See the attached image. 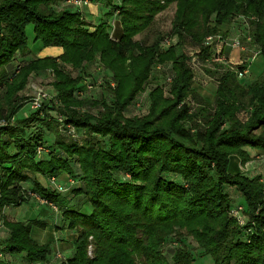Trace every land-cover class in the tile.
I'll use <instances>...</instances> for the list:
<instances>
[{"label":"trees","instance_id":"1","mask_svg":"<svg viewBox=\"0 0 264 264\" xmlns=\"http://www.w3.org/2000/svg\"><path fill=\"white\" fill-rule=\"evenodd\" d=\"M69 1L0 3V91H5L10 112L7 125L0 123V226L9 231L0 255H20L28 264L47 263L51 246L38 244L31 236L32 226L43 227L40 221L12 222L4 215L7 207L18 208L38 196L63 211L67 228L77 234L74 253L60 264H192L195 256L184 248L175 250L171 261L162 253L174 235L179 240L191 237L198 244V255L212 257L214 264H264V183L261 177L229 171L233 156L245 165L252 160L247 148L264 151V78L246 88L226 65H219L224 71L218 75L212 104L193 89L188 56L177 53L188 43L200 50L202 60L209 59L211 47L205 41L242 16L249 20L253 44L264 59V0H122L121 4L102 0L105 11L94 25L78 9L54 7ZM174 3L171 36L176 44L162 49L161 39L149 45L135 40ZM117 15L123 27L119 40L111 35ZM30 25L43 49L61 48L63 54L22 60L15 66L18 54L31 53L26 32ZM97 58L117 84L111 102L82 96L85 81L94 85L98 81L92 74L74 77L66 70L69 66L79 71ZM169 63L174 73L170 97L165 98L157 86L149 93L148 114L126 117L129 105L147 90L153 67ZM48 71L54 72L56 112L64 124L108 138L107 149L94 140L82 146L61 141L58 148L68 159L49 153L37 156L40 139L35 141L27 128L41 122L40 113L10 123L29 102L20 95L29 80ZM190 95L201 105L196 113L183 104ZM99 104L106 107L99 117L78 110ZM244 111L249 117L243 123L239 115ZM199 117L204 126L196 122ZM51 121L43 122L48 131ZM44 156L51 158L39 160ZM74 158L79 168L70 161ZM62 173L74 177L75 193L85 198L86 208L72 205L36 178ZM164 175L178 179L170 181ZM121 176H128L129 182ZM226 188L235 189L244 203L235 204ZM239 204L249 218L246 226L231 215ZM0 264L12 263L0 257Z\"/></svg>","mask_w":264,"mask_h":264},{"label":"rangeland","instance_id":"2","mask_svg":"<svg viewBox=\"0 0 264 264\" xmlns=\"http://www.w3.org/2000/svg\"><path fill=\"white\" fill-rule=\"evenodd\" d=\"M86 1H89L88 3H90V1L92 0H72L66 3H61L54 7L56 8V10H61L62 8L71 6V9L79 10V8L82 7V2ZM117 2L118 4H121L122 0H117ZM176 10V3L170 5L168 9L157 15L152 26L147 29L143 34L136 36L135 40L141 41L145 45H149L156 42L158 39H161L162 49H167L170 45L176 44L177 39L171 36L172 22L174 20ZM117 16L120 18L119 15ZM91 25L94 24L91 23ZM251 31L252 26L249 20L245 17L238 16L234 17L229 23L225 24L222 27L221 34L213 36L214 38L219 36L222 37L221 41L228 43L227 48H232L234 50L236 49L240 51V58L238 62L234 61L231 55L229 57V54L227 53V51H225V49L223 51V59L221 61H215L214 55H217L219 48L221 49L222 47L223 50V44H221L218 40L214 41V39L210 42H208L207 40L205 41V45L211 47V56L207 60H202L199 56L200 50L189 45L188 43L182 48H177L178 54L184 53L189 58L187 63L193 73V89L196 91L198 96H200V98L214 104L218 87V75L219 73L224 71L222 68L219 67V65H226V68H228L229 71H232L236 74V72L238 71L237 69L242 67L241 64L242 62H244L243 56L247 54V56H251L252 59L256 56L257 50H260V47L258 45L253 44ZM31 54L32 51L28 55ZM51 54L54 53L51 52ZM37 56L38 55H35L34 57L38 58ZM26 57L28 56L26 55L25 58ZM254 59L250 63V70L248 72V75L244 79H238L239 82L246 88H248L252 83L264 78L263 57ZM66 70L70 72L74 77H79L81 75L83 76L85 72L86 74H92V78H95L94 80L98 81V83H96L92 89L89 90L87 88L85 92H80V94H83L82 96L89 97V99L95 101L104 100L106 102H111V100L115 99V89L117 87V84L112 78V73L106 70L100 64L99 58H97L95 62L87 64L86 66H84L83 69L79 71H73V69L69 66H67ZM47 74L48 75L43 74L44 77H33L29 80V83L25 90L20 93V95L28 97L29 102L18 113V115H16V117L11 119L10 123L18 124L20 119H28L36 111L39 112L41 122H36L30 125V127L27 128V134H30L35 141L38 138L40 139L38 143L41 144L38 145L37 148L41 147V149H43L44 151L46 150L44 155L48 153L49 155L53 154V156L54 154H59V157L68 159V156L58 148V143L61 141L66 143L74 142L77 145L82 146L88 140H94L100 142L102 146L107 149L109 147L108 138L101 139L100 136H89L85 133L84 130L76 129L74 127H68L64 124V118L59 116L56 112V108L59 106V104L56 97V91L51 85V80H53V82L55 81L54 72L48 71ZM173 76L174 73L172 71L171 63L157 65L153 67L151 80L147 87V90L137 95L135 100L126 109L124 113L125 116L128 118H132L135 116L143 117L147 115L150 108L149 93L153 88L157 86L162 87L165 93V98L170 97V87ZM85 83L86 85L90 84L88 81H85L84 84ZM99 84L102 86H100ZM4 92V89L0 91V106L4 110V120L8 121L10 112L7 104L5 103V100L3 99ZM37 98L38 100H36ZM37 101H39L40 107L34 108V103ZM183 104H186L190 108V113H196L201 107V105L192 95L188 96ZM78 110L83 114L88 113L93 115L94 117H99L101 113L106 111V107L99 104L98 107H94L92 109L79 108ZM248 117L249 113L247 111H244L239 115V119L243 123L248 120ZM49 119H52L51 131H48L43 123L49 121ZM4 120H0V123ZM196 122L202 126H204L205 123V121L201 117L197 118ZM190 125L191 124H187V127H190ZM47 147L49 149H47ZM52 151L53 153H51ZM55 151L57 153H55ZM37 156H43V153L39 154L37 150ZM46 156L42 158L39 157V160L51 158V156ZM70 161L73 162L72 164H75L76 168H79L76 158L70 159ZM242 165L244 166V164ZM121 177L123 181L129 182L128 176ZM164 178L170 181H177L178 179V177L175 178L172 175H164ZM52 179L56 180V184L52 183ZM73 179L74 177H71L66 173H62L59 177L49 178L47 180V187H51L59 191V193L62 195V198L66 199L69 203L71 202L72 205H76L77 207L84 206V208H86L87 205H82L85 204V198L78 197L75 193V188H77L78 184ZM59 187H63L65 190L61 191L60 189H58ZM226 191L233 198L235 204L240 203V194L235 189L230 188L228 190V188H226ZM241 203H244V200L243 202L241 201ZM62 214L63 211L61 213L55 212L54 205H52L51 203H47L38 196H33L30 202L23 204L18 208L10 207V209L8 208L6 210L7 216L16 219V221H13L12 218H7L9 221L12 222L18 221L21 223L28 224L34 223L36 219H39L41 223L40 226L43 227H38L36 225L32 226L31 236L38 244H48L51 246L52 253L49 256L47 263L45 264H60V262L65 261L69 257H71L75 251V232H72L67 228L68 221L62 218ZM248 221V215H246L245 213L243 224H239L241 226H246ZM8 237L9 231L5 227L0 228L1 246L4 245V242L6 239H8ZM179 248H184L195 256V261L192 264H214L212 257L198 255V244L191 237H185L182 240H179L176 235L169 237L162 247V253L169 261H171L173 253ZM93 250L94 248L91 246L89 248L90 256L93 255ZM0 257L5 258L12 264H28L25 257L20 255L11 257L9 254H4V256L3 254H1Z\"/></svg>","mask_w":264,"mask_h":264},{"label":"crops","instance_id":"3","mask_svg":"<svg viewBox=\"0 0 264 264\" xmlns=\"http://www.w3.org/2000/svg\"><path fill=\"white\" fill-rule=\"evenodd\" d=\"M2 1L3 0H0V3ZM88 2L89 1L82 2V7L79 8V11H81L83 13V17L88 22H91L93 24H97V22L103 16L104 11H105L103 1L102 0H92V1H90V3H88ZM26 32H27V36H28L29 47H30V50L32 51V54L27 55L28 57H26V58L23 57L21 54H18L16 56V59L14 60V63H13L15 66L19 63L18 61H22V60L28 61L31 59H36V57H34L35 55H38L37 56L38 58H44V57H48V56L49 57H59L63 54V49H61V48L43 49L42 44L40 42L35 41L34 27L32 25L27 27ZM122 34H123V27H122L121 20L119 17H114L112 19V34H111L112 38L115 40H119L121 38ZM225 51H227V53L229 54V57L231 55L233 60L238 62V60L240 58V51L239 50H236V49L234 50L232 48L226 47ZM51 52L54 54H51ZM253 52H254V50H253ZM260 53H261L260 50H257V54H256L257 57L256 58L262 57ZM250 57L251 56H247V54H246L245 56H243V59L245 61L248 59V60H250V63H251L253 61V59H252V57L250 59ZM249 70H250V64L248 65V72H249ZM46 75H48V74H46ZM46 75H45V77H46ZM39 76L44 77L43 74L39 75ZM39 76H36V77H39ZM255 80H256V78H255ZM51 81L53 82V80H51ZM246 150L250 154L252 160L243 166L240 158L237 156H233L231 158L230 166H229L230 173H232V174L241 173V174H244L250 178L261 177L262 182L264 183V151L255 150V149H251V148H247ZM36 178L44 187H47V180H48L47 178H45L41 175H37ZM229 189L230 188H228V190ZM241 201L243 202L242 196L239 197V202H241ZM8 208L10 209V207H7V209ZM7 209L4 210V213H5L4 215L6 216V218L10 219L12 217L6 215ZM12 219H13V221L14 220L16 221V219H14V218H12ZM36 220L39 221V219H36ZM48 226H49V224H48ZM0 228H4V227L0 226ZM75 235H74V237H75V241H76L77 234L75 233ZM40 242H42V241H40ZM3 247H5V245L1 246V244H0V248H3Z\"/></svg>","mask_w":264,"mask_h":264},{"label":"built area","instance_id":"4","mask_svg":"<svg viewBox=\"0 0 264 264\" xmlns=\"http://www.w3.org/2000/svg\"><path fill=\"white\" fill-rule=\"evenodd\" d=\"M221 38L222 37L219 36V37H216V38L209 37L207 39L208 42H210V41H212L214 39V41H217L218 40L221 44H223V50H222V47L220 46L221 45L220 44L219 46L221 47V49L219 48V51L217 52V55H214V60L215 61L216 60L217 61H221L223 59V51L228 46V43L227 42H224V41H221L222 40ZM254 58H256V56ZM248 64H250V60H248V59L246 61L244 60V62H242V64H241V66H245V69L244 70L237 69L238 71L236 72V75H237V78L238 79H244L246 77V75L248 74ZM93 87H94V84H89L87 86V88L89 90L92 89ZM36 100H38V98ZM34 105H35L34 108H39L40 107L39 101L35 102ZM6 124H7L6 121L1 122V125L2 126H5ZM45 151L43 149H41V147L38 148V153L39 154H42V153L44 154ZM52 183H55L56 184V180L55 179H52ZM58 189H60L61 191H64L65 190L63 187H59ZM54 209H55V212H59L58 207L55 206V205H54ZM231 215L234 218H236L239 221V223L243 224V219H244V216H245V207L243 205H240V204L237 205V206H235V207H233V209L231 210Z\"/></svg>","mask_w":264,"mask_h":264}]
</instances>
